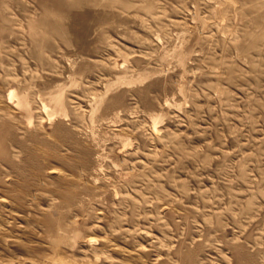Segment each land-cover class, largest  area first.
Returning a JSON list of instances; mask_svg holds the SVG:
<instances>
[{
	"label": "rangeland",
	"instance_id": "1",
	"mask_svg": "<svg viewBox=\"0 0 264 264\" xmlns=\"http://www.w3.org/2000/svg\"><path fill=\"white\" fill-rule=\"evenodd\" d=\"M0 264H264V0H0Z\"/></svg>",
	"mask_w": 264,
	"mask_h": 264
},
{
	"label": "bare ground",
	"instance_id": "2",
	"mask_svg": "<svg viewBox=\"0 0 264 264\" xmlns=\"http://www.w3.org/2000/svg\"><path fill=\"white\" fill-rule=\"evenodd\" d=\"M14 94H15V91L14 90L11 91V96H14Z\"/></svg>",
	"mask_w": 264,
	"mask_h": 264
}]
</instances>
